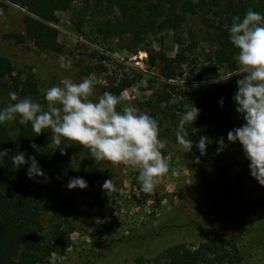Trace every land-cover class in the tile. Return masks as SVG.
Masks as SVG:
<instances>
[{
    "label": "rangeland",
    "instance_id": "1",
    "mask_svg": "<svg viewBox=\"0 0 264 264\" xmlns=\"http://www.w3.org/2000/svg\"><path fill=\"white\" fill-rule=\"evenodd\" d=\"M80 7L78 3L75 6ZM25 13L13 4L4 3L0 8V56L8 58L16 70L31 71L44 97L52 86L89 78L94 91L90 99H96L109 92L108 76L116 81L127 77L134 83L117 95V109L134 106L141 112H152V95L164 84L158 68H149L146 51L129 53L123 48L125 40L109 42L97 31L98 25L115 19V10H98L93 24H84L81 32L75 30L71 12L56 13L50 25L53 38L63 46L59 54L40 53L30 43L17 44L3 38L8 33L23 32ZM202 29L197 18L189 16L177 31L147 40L148 49L165 53L167 62L180 51L179 42L192 46L186 75L180 82L186 87L196 84L193 79L200 73L207 80L231 77L208 61L211 50ZM98 65L106 67L107 72L95 70ZM235 108L234 103L227 110L237 128L245 121ZM222 136L227 143V133L207 136L212 143L199 164L194 163V156L200 155L195 147L187 153L177 143L165 141L161 151L169 171L150 194L138 190L136 168L103 161L89 183L90 193L86 191L78 202L81 216L71 218L69 226L64 227L65 238L58 240L46 264H136L174 245L192 247L228 234L238 236L241 264H264V186L251 176L250 162L238 142L217 154L216 140ZM107 179H113L116 188L111 197L102 191ZM254 207L257 209L243 221ZM49 218L46 214L43 222ZM233 220L236 222L231 224Z\"/></svg>",
    "mask_w": 264,
    "mask_h": 264
},
{
    "label": "trees",
    "instance_id": "2",
    "mask_svg": "<svg viewBox=\"0 0 264 264\" xmlns=\"http://www.w3.org/2000/svg\"><path fill=\"white\" fill-rule=\"evenodd\" d=\"M4 3L17 5L26 13L23 32L8 33L3 38L17 44L30 43L40 53L51 54L63 51V46L53 38L50 25L56 13L71 12V22L81 32L84 24H93L98 10H115V19L98 25L97 31L109 42L125 40L123 48L129 53L146 51L149 68H158L164 84L152 95L149 115L159 123V138L177 143L180 115L190 103L200 110L192 127L185 126L192 141L234 129L227 107L234 104L237 81L243 74L238 72V53L230 43L228 29L232 19L243 18L248 9L264 14V0H0V8ZM77 3L81 5L79 9L75 8ZM189 16L196 17L203 28L204 42L211 50L208 61L231 77L207 80L200 73L193 79L197 83L186 87V83L180 82L186 75L192 46L179 42L180 51L169 62L165 53L148 49L147 40L177 31ZM96 55L93 53V57ZM95 70L107 72L102 65ZM108 81L109 92L115 95L134 83L127 77L116 81L108 76ZM9 92L29 96L46 106L35 75L16 70L8 58L0 56V108L9 103ZM52 136L50 130L37 136L30 124L20 125L18 121L0 125V151L8 152L4 162H0V264H46L48 256L57 249L58 240L65 238L64 227L69 226L71 218L81 216L78 202L86 191L90 193L89 183L103 166V161H94L87 149L75 143L62 154L60 148L65 142L58 145ZM33 144L39 152L31 147ZM18 151L36 157L47 182L42 178L30 180L26 167L17 170L12 166L11 157ZM73 177L85 179L87 189L68 190L66 185ZM256 209L252 208L242 220H247ZM46 214L50 218L43 222ZM237 244L238 236L228 234L192 247L174 245L159 256L145 262L137 260L136 264H241Z\"/></svg>",
    "mask_w": 264,
    "mask_h": 264
},
{
    "label": "clouds",
    "instance_id": "3",
    "mask_svg": "<svg viewBox=\"0 0 264 264\" xmlns=\"http://www.w3.org/2000/svg\"><path fill=\"white\" fill-rule=\"evenodd\" d=\"M228 31L230 43L238 53V70L243 74L237 81L233 101L245 123L227 133V143L223 136L216 140L217 154L238 142L250 162L251 176L264 186V14L248 9L243 18L232 19ZM93 95V83L89 78L50 87L44 97L46 106L29 96L19 97L9 92V103L0 108V125L17 121L20 125L30 124L37 136L50 130L56 144L65 142L60 148L62 154L75 143L87 149L96 162L134 167L138 170V190L153 193L169 171L161 151L166 142L159 138L158 121L134 106L118 110L120 98L111 92L90 99ZM219 103L223 106V100ZM199 115L200 110L190 103L180 115L176 130V142L183 151L192 153L194 147L199 151L200 155L194 156L197 164L212 143L207 136H201L196 142L188 137L185 126L192 127ZM31 147L39 152L37 145ZM7 156V151H0V162ZM11 164L17 170L26 167L30 180H48L35 156L18 151L11 157ZM66 187L85 190L88 183L82 177H73ZM102 191L111 197L116 191L113 179L104 181Z\"/></svg>",
    "mask_w": 264,
    "mask_h": 264
},
{
    "label": "water",
    "instance_id": "4",
    "mask_svg": "<svg viewBox=\"0 0 264 264\" xmlns=\"http://www.w3.org/2000/svg\"><path fill=\"white\" fill-rule=\"evenodd\" d=\"M236 222V220H233L232 222H231V224H234Z\"/></svg>",
    "mask_w": 264,
    "mask_h": 264
}]
</instances>
